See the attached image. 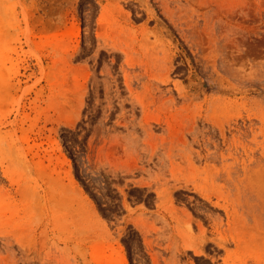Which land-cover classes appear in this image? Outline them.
I'll return each mask as SVG.
<instances>
[{"label": "rangeland", "instance_id": "rangeland-1", "mask_svg": "<svg viewBox=\"0 0 264 264\" xmlns=\"http://www.w3.org/2000/svg\"><path fill=\"white\" fill-rule=\"evenodd\" d=\"M0 264H264V0H0Z\"/></svg>", "mask_w": 264, "mask_h": 264}]
</instances>
